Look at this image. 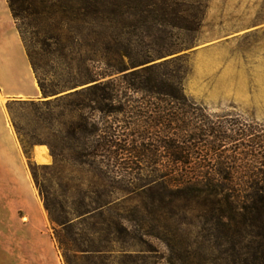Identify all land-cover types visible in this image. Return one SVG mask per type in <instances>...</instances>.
I'll list each match as a JSON object with an SVG mask.
<instances>
[{
	"label": "rangeland",
	"instance_id": "obj_1",
	"mask_svg": "<svg viewBox=\"0 0 264 264\" xmlns=\"http://www.w3.org/2000/svg\"><path fill=\"white\" fill-rule=\"evenodd\" d=\"M141 1L123 0L122 16L115 20L107 15L102 25L81 21L59 25L58 18L56 27V17L45 9L47 3L29 0L27 18L16 22L24 44L21 51L25 47L46 97L0 104V264L20 260L23 245L30 246L25 254L31 264L42 260L56 264L57 254L62 264H67L66 256L72 264H264V214L258 219L252 210H244L254 208L255 202L178 199L153 203L142 189L134 187L141 181L133 182L130 192L123 185L105 181L102 170L142 173L149 181L157 173L168 172L165 168L186 166L172 163L163 145L157 158L155 149L149 156L134 158L137 154L130 146L139 150L146 140L141 136L145 124L135 116L138 111L126 108L125 113L105 115L85 96L72 95L91 85L96 74L120 69L128 73L147 59L153 63L174 59L189 72L184 91L196 106L176 109L188 115L189 136L200 130L210 134L211 140L210 131L247 135L218 143L217 152L235 160L210 166L264 170V0ZM107 7L113 8L112 4ZM46 32L56 33L57 38L45 39ZM7 48L14 58V74L26 75L18 47L9 41ZM141 97L122 87L117 99ZM168 109L165 106L162 112ZM4 116L14 131L42 209L25 181L20 157L7 140ZM84 119L91 128H98L87 149L80 144ZM146 127L150 141L157 139V129ZM174 127L175 135L164 129L159 136L180 142L188 139L184 140L182 124ZM99 137H113L121 149L100 148L105 159L89 158L87 163L73 159L84 150L95 151ZM197 147L203 152L211 149L206 144ZM37 148L48 154L44 163L35 159ZM208 164L192 160L188 168ZM247 180L237 176L233 185L243 192ZM101 191L110 194L112 212L122 216L119 219L113 214L108 219L124 229L117 242L93 228L98 220L85 224L75 219L70 232H61L46 202L62 213L60 204L78 205L85 194L94 196ZM221 209L227 218H220ZM76 250L92 252L74 253Z\"/></svg>",
	"mask_w": 264,
	"mask_h": 264
},
{
	"label": "trees",
	"instance_id": "obj_2",
	"mask_svg": "<svg viewBox=\"0 0 264 264\" xmlns=\"http://www.w3.org/2000/svg\"><path fill=\"white\" fill-rule=\"evenodd\" d=\"M12 15L15 21L25 20L27 17L25 13L30 11L31 3L29 0H7ZM87 4L82 5V0H42V3L46 5L48 12L51 14L53 19L56 17L54 22L55 26L70 23V22H88L90 24L102 25L107 15L114 16L115 20L118 16H122L120 7L123 6V0H85ZM132 4H140L141 0H127ZM112 4L113 8H108ZM81 7H77V6ZM115 8V9H114ZM138 12V11H137ZM133 16H138V13H131ZM60 15V17H59ZM60 18L58 21L57 19ZM56 33L46 32L45 39L53 40L56 39ZM148 59L142 61L131 72L127 73V70L120 69L117 71H111L109 73L96 74L91 79L92 83L88 87L78 90L72 95L85 96V100H90L91 103L96 106V109L102 114H122L126 112V108H133L134 111H138L135 115L136 118L140 119V122L145 124L142 126L141 131L142 139L149 141H142L141 146L131 147V151H134V158L145 157L151 154L152 149L154 155L157 158L158 150L163 145L167 151L168 156L171 158V162L183 163L186 167L176 168L170 167L165 168V171L157 173L156 178L146 181L141 175L142 173H134L128 171H108L102 170L101 176L108 183L123 185L124 190L130 192L133 186V182L141 181V186L135 185L142 189L143 193L148 196L153 203H162L163 201L184 199L188 201L206 199L215 200L217 202L229 201L231 199L242 201L245 205L247 202H255V207L250 209L246 207L244 210H252L259 218H263L261 215L264 214V170H250L241 171V169H232L227 166H216L211 165L213 162H220L221 160H235L234 157H224L217 151L220 149L218 143H224L226 140H236L237 137L247 136L243 132L235 131L233 134L228 132H214L211 140L210 134L202 132L200 130L198 134L189 136L188 130L186 129L187 113L183 111L180 113L176 111L178 108H192L196 107L191 104L188 97L185 94L183 83L188 76V71L182 65H177V61L174 59L166 60L161 63H153ZM108 65V68H111ZM122 73V74H121ZM121 74L113 78L114 75ZM108 78V80H104ZM133 91L135 93H141V99L123 101L117 99L121 88ZM40 89L44 97H46V90L40 84ZM167 106L169 111L167 113L162 112V108ZM118 108V109H117ZM152 110H145L151 109ZM114 109V111L112 110ZM131 114L132 110H130ZM183 124V131L185 134L183 142L175 140V138L168 139L160 137L164 132L162 130L167 129L168 133L175 135V125ZM147 125L149 129H157V139H151L150 133L145 132ZM165 126V128H164ZM140 129V126H139ZM82 138L80 144L84 148H88L91 137H93L98 128L93 125L92 128L89 126L88 120L84 119L81 124ZM138 132V131H137ZM136 131L134 134L136 135ZM143 132V133H142ZM187 133V134H186ZM148 135V137H147ZM160 135V136H159ZM133 136V135H132ZM139 137V136H137ZM164 138V139H163ZM167 139V140H166ZM127 142V140L125 141ZM258 145L259 143H254ZM182 144V145H181ZM200 144H206L210 147V152L200 151L197 147ZM119 141H114L113 137H99L97 140V146L95 151L87 152L82 151L74 155L73 159L83 163H87L89 158L94 159H105L99 149L104 147L109 148H120ZM254 147V146H252ZM121 149V148H120ZM126 151H129L127 149ZM56 156H61L57 154ZM155 158V159H156ZM154 159V160H155ZM200 160L202 162H209L205 166H196L188 168L192 160ZM221 165H224L222 163ZM140 171L141 169L138 168ZM158 169H155L157 171ZM240 170V171H239ZM133 171V170H131ZM237 176L247 178L245 182V190L240 192L236 189L233 181L237 179ZM221 181L230 184L225 185ZM133 191V190H132ZM62 213H57L55 205L46 202L47 210L49 211L52 220L58 224L62 230L61 232H70L73 229V221L75 219L82 220L85 224L89 221L95 220L98 222L93 226L95 229H99L100 232L108 233L112 241L117 242L118 235L124 230L121 225L117 222L108 220L115 214L116 217L122 218L121 215L113 213L111 209L112 201L110 200V194L106 191L96 192L93 196L91 194H85L84 198L79 202L78 205H65L60 204ZM226 211L221 209V219L227 218L225 215ZM60 214V215H59ZM99 227L97 228V226ZM119 240V239H118ZM69 250V249H68ZM75 252L89 253L92 250H79ZM102 252V251H98ZM66 263L72 264L70 258L66 256Z\"/></svg>",
	"mask_w": 264,
	"mask_h": 264
},
{
	"label": "crops",
	"instance_id": "obj_3",
	"mask_svg": "<svg viewBox=\"0 0 264 264\" xmlns=\"http://www.w3.org/2000/svg\"><path fill=\"white\" fill-rule=\"evenodd\" d=\"M9 41H13L18 47L19 61H21L26 75L24 74L18 77L14 74V58L12 54L8 53L7 48ZM22 44L23 40L10 10L8 1L0 0V96L7 100H41L43 99V94L37 83L25 47L23 51H21ZM6 247L8 248V245H6ZM20 251H22L20 255L21 259L15 261V264H31L29 256L25 254V251H30V246L23 245ZM33 251L43 257V254L37 249H33ZM57 260L56 264H62L58 254ZM39 263L47 264L43 260L39 261Z\"/></svg>",
	"mask_w": 264,
	"mask_h": 264
},
{
	"label": "bare ground",
	"instance_id": "obj_4",
	"mask_svg": "<svg viewBox=\"0 0 264 264\" xmlns=\"http://www.w3.org/2000/svg\"><path fill=\"white\" fill-rule=\"evenodd\" d=\"M6 100H7L6 98L0 97V104H3ZM3 120L5 121V128H6V137H7V140L11 143V146H12L13 150L20 157L21 162H22L23 167H24V170H22V171L24 173L25 181L33 189V183H32V180H31V177H30L28 171L26 170V167H25L23 158H21V150H20L19 144L17 142L16 136L14 134V131H13L12 127L10 126V123L7 120V117L6 116L3 117ZM34 155H35V159H36V161L38 163H44L42 161H44V160H46L48 158V154L44 151V149H41V148H37L36 151L34 152ZM33 192H34V195H35L37 201L39 202V200L37 198V194H36V192H35L34 189H33ZM39 206L42 209L40 202H39Z\"/></svg>",
	"mask_w": 264,
	"mask_h": 264
}]
</instances>
